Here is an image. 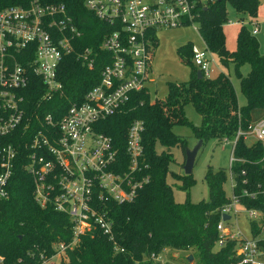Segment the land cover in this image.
I'll return each mask as SVG.
<instances>
[{
	"label": "built area",
	"instance_id": "1",
	"mask_svg": "<svg viewBox=\"0 0 264 264\" xmlns=\"http://www.w3.org/2000/svg\"><path fill=\"white\" fill-rule=\"evenodd\" d=\"M216 1L83 0L84 6L109 28L96 49L80 46L83 32L63 4L33 1L0 10V200L9 198L11 179L17 166L22 165L32 180L34 201L43 208L51 206L71 222L68 240L53 242L49 252L31 249L10 264H67L69 252L79 246L83 236L96 230L112 242L115 251H123L115 240L108 203L133 202L150 180L143 172L147 165L139 167L144 124L135 119L127 128L124 168L112 138L100 132L97 124L122 112L132 92L148 90L156 31L198 24L200 11ZM252 26L251 33L256 35L257 23ZM191 49L193 64L209 77L211 52L206 46L203 50ZM102 53L110 56L106 63ZM69 55L88 70L104 64L98 82L82 100L70 102L55 119L41 108L55 94H64L60 69ZM41 85L44 91L34 101L36 110L31 114L28 91ZM240 136L246 144L248 138L253 139L248 146L259 142L264 153V116L252 121L247 130L238 129L234 139H223L231 144L226 170L230 193L219 213L215 247L231 241V257L236 264H264V237L246 238L238 228L228 226L238 215V207L246 211L251 222L262 224L263 213L243 207L241 198L260 196L264 200V182L257 183L253 191L234 193L232 165L240 160L234 156ZM241 173L245 174L244 170ZM224 214L228 219H223ZM155 258L152 254L151 259Z\"/></svg>",
	"mask_w": 264,
	"mask_h": 264
},
{
	"label": "trees",
	"instance_id": "2",
	"mask_svg": "<svg viewBox=\"0 0 264 264\" xmlns=\"http://www.w3.org/2000/svg\"><path fill=\"white\" fill-rule=\"evenodd\" d=\"M33 1L63 4L83 32L78 41L80 46L96 49L103 32L109 30L84 6L83 0H0V10L10 5L25 6ZM226 4L238 14L240 21L247 17L252 23L250 20L256 17L260 2L218 0L202 9L198 19V31L205 46L221 61L234 64L245 104L238 103L235 89L227 76L220 73L214 79L204 75L197 78V67L192 70L188 81L168 83L163 99L151 101L148 90L132 92L122 112L98 122V130L112 138L118 150V161L124 168L127 162V128L135 119L143 121V154L139 167L147 165L143 172L149 174L150 180L138 191L133 202L108 203L115 240L123 251H115L112 242L96 230L83 236L79 246L69 252L67 264H153L151 255L157 256L164 249L194 250L193 256L197 257L199 264H236L231 257V241L215 248L219 213L228 202L224 189L228 181L226 170L208 166L204 175L208 186L207 200L191 202L186 198L183 202H176L173 190L166 181L172 162L171 153L156 149L158 144L167 149L180 146L185 152L187 144L178 138L173 127L188 125L183 111L186 104H190L201 116V126L194 128V134L202 140V146L210 139H234L238 129H248L252 122L251 112L264 109V51H260L256 35L244 26L245 23L237 33L235 49L229 51L226 48L223 32V24L227 21ZM156 44L155 41L154 48ZM191 48L184 45L178 48V52L189 53L192 57ZM102 56L106 58L105 63L110 60L108 54L102 53ZM100 63L94 70H88L72 55L64 57L60 69L64 94H55L41 111L51 112L58 119L70 102L81 101L83 94L98 82L99 70L104 64ZM243 64L249 65L245 75L239 71ZM43 91L42 85L35 91H28L31 96L28 110L31 114L36 110L34 101ZM234 156L240 159L232 165L236 181L234 193H240L242 189L255 190L257 183L264 182L261 144L256 142L248 146L240 136L235 144ZM242 170L245 174L241 173ZM170 174L181 182L182 190H187L188 185L194 182L192 174ZM241 204L263 213L262 224L250 222L253 236L259 235L264 227V200L260 196L253 199L242 197ZM70 228L71 222L65 214L51 206L43 208L34 201L32 180L22 165L17 166L11 179L10 196L0 200V258L3 264L25 257L31 249L49 252L53 242L70 238Z\"/></svg>",
	"mask_w": 264,
	"mask_h": 264
},
{
	"label": "rangeland",
	"instance_id": "3",
	"mask_svg": "<svg viewBox=\"0 0 264 264\" xmlns=\"http://www.w3.org/2000/svg\"><path fill=\"white\" fill-rule=\"evenodd\" d=\"M260 6L257 9V23L259 32L256 38L260 44V51H264V0H259ZM227 21L223 24V32L225 37V46L229 51H233L236 47V36L241 28V24L238 14L233 8L226 4ZM244 26L251 30L252 24L255 22V18L249 20L247 17L242 18ZM232 22L229 23L228 22ZM237 23V24H236ZM196 28H195V27ZM199 24L185 25L172 29H158L155 34L156 47L152 54L151 61V81L146 84L148 89L150 100L163 99L167 93L168 83H182L190 79L193 69L197 67L193 65L192 57L189 53L178 52V48L181 46L195 47L198 50L205 48L204 40L202 39L199 31ZM211 63L209 78L214 79L220 73L225 75L231 81L240 105L245 104V98L242 95L239 87V78L236 68L232 62L225 63L219 59L216 54L211 53ZM249 70L248 64H243L239 67V71L245 75ZM184 116L188 121V125H175L173 127L174 133L184 140L187 144L186 149H192L197 143L198 138L194 134V128L201 126V116L194 110L190 104L184 106ZM261 111H252V121H255L262 116ZM260 116V117H259ZM254 119V120H253ZM253 142L252 138L247 139V144ZM158 152L168 150L171 153L172 162L169 164V171L176 175H184L183 165L185 159V152L180 146L171 148H165L161 145H157ZM231 144L224 143L220 139L208 140L198 151L193 170L192 178L193 183L188 185L187 190H182L181 182L176 180L173 175L167 174L166 181L173 190L174 200L176 202H183L186 198L191 202H198L202 199H208V186L204 180L205 172L208 166L213 167L215 170L224 169L228 170L230 161ZM226 195L230 193L228 181L224 184ZM239 213L233 221L228 224L233 229L238 228L244 237L252 238L253 234L250 229V220L247 218L246 211L238 207ZM258 237H264V229L261 230ZM216 248V247H215ZM194 250H172L164 249L157 258L152 259L153 264H199L196 256H193ZM192 256V260L188 259V256Z\"/></svg>",
	"mask_w": 264,
	"mask_h": 264
},
{
	"label": "water",
	"instance_id": "4",
	"mask_svg": "<svg viewBox=\"0 0 264 264\" xmlns=\"http://www.w3.org/2000/svg\"><path fill=\"white\" fill-rule=\"evenodd\" d=\"M201 77H202L201 71L197 70V78H201ZM201 147H202V140L199 139L198 143L192 149L185 150V161L183 165V173L185 175L192 174L195 158ZM228 217H229L228 215H225V214L223 215V219H228ZM188 259L192 260V256L189 255Z\"/></svg>",
	"mask_w": 264,
	"mask_h": 264
},
{
	"label": "crops",
	"instance_id": "5",
	"mask_svg": "<svg viewBox=\"0 0 264 264\" xmlns=\"http://www.w3.org/2000/svg\"><path fill=\"white\" fill-rule=\"evenodd\" d=\"M260 6V5H259ZM257 21V15H256V17H255V22ZM257 23V22H256ZM237 24V23H236ZM257 26H258V23H257ZM259 28V27H258ZM253 29V28H252ZM251 29V30H252ZM258 32H259V29H258ZM258 32L256 33V35L258 34ZM253 111H261L262 112V114L260 115V116H264V109H257V110H253ZM259 116V117H260ZM254 120V119H253Z\"/></svg>",
	"mask_w": 264,
	"mask_h": 264
}]
</instances>
